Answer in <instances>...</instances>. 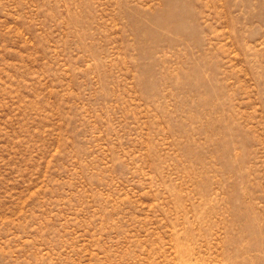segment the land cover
I'll return each mask as SVG.
<instances>
[{
    "label": "rangeland",
    "instance_id": "obj_1",
    "mask_svg": "<svg viewBox=\"0 0 264 264\" xmlns=\"http://www.w3.org/2000/svg\"><path fill=\"white\" fill-rule=\"evenodd\" d=\"M0 264H264V0H0Z\"/></svg>",
    "mask_w": 264,
    "mask_h": 264
}]
</instances>
